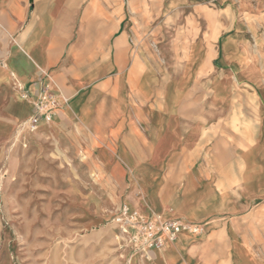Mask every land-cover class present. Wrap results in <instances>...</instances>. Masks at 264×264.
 Wrapping results in <instances>:
<instances>
[{
	"label": "crops",
	"instance_id": "obj_1",
	"mask_svg": "<svg viewBox=\"0 0 264 264\" xmlns=\"http://www.w3.org/2000/svg\"><path fill=\"white\" fill-rule=\"evenodd\" d=\"M125 22L122 0H0V116L24 127L47 88L59 107L23 130L38 157L73 166L84 152L104 181L123 183L109 210L204 227L142 261L264 264V105L258 125L238 115L221 74L219 98L192 92L207 85L203 42L167 77L151 65L143 76Z\"/></svg>",
	"mask_w": 264,
	"mask_h": 264
},
{
	"label": "rangeland",
	"instance_id": "obj_2",
	"mask_svg": "<svg viewBox=\"0 0 264 264\" xmlns=\"http://www.w3.org/2000/svg\"><path fill=\"white\" fill-rule=\"evenodd\" d=\"M122 2L129 57L141 63L143 76L153 66L158 77H167L203 42L207 85L204 90L195 84L192 92H205L208 101L215 91L219 98L224 87L217 74L229 76L233 108L258 125L264 105V0ZM231 36L225 54L223 44ZM168 43V56L156 49ZM169 64L172 70L165 69ZM24 127L0 116V264H148L131 241L133 232L117 222L120 212L109 210L111 195L123 183L104 181L100 166L85 164L84 152L73 156V166L38 157V142L27 139Z\"/></svg>",
	"mask_w": 264,
	"mask_h": 264
},
{
	"label": "built area",
	"instance_id": "obj_3",
	"mask_svg": "<svg viewBox=\"0 0 264 264\" xmlns=\"http://www.w3.org/2000/svg\"><path fill=\"white\" fill-rule=\"evenodd\" d=\"M58 107L59 102L56 96L47 88H43L36 106L38 115L30 119L29 130L36 131L42 117L50 120L53 112ZM42 109L46 111L42 112ZM116 219L123 226L126 233L133 232L131 241L137 251L146 258H150L151 252L162 249L168 244L176 243L185 233L192 236H201L205 231L202 225L195 223L166 220L161 217L147 218L126 206L122 207Z\"/></svg>",
	"mask_w": 264,
	"mask_h": 264
}]
</instances>
